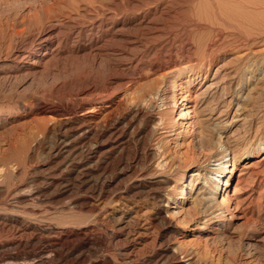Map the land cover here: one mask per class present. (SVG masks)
<instances>
[{"label":"rangeland","instance_id":"374dc122","mask_svg":"<svg viewBox=\"0 0 264 264\" xmlns=\"http://www.w3.org/2000/svg\"><path fill=\"white\" fill-rule=\"evenodd\" d=\"M221 1L223 11L219 12L208 0H0V263L34 261L41 243L36 247L13 242L30 241L43 232L42 237L50 234L65 245L60 249L62 256H56L52 264H180L191 260L200 264H264V110L255 112L256 105L264 104V6L247 7L242 0ZM177 60H195L193 67L201 74L192 84L189 100L196 105L195 115L198 113L194 129L213 128L217 139L221 133L233 144L236 179L240 181L237 206L229 203L224 213L229 224L226 234H215L214 240L204 242L200 227L213 209L203 211L199 200L195 220L185 222L182 214L172 213L174 199L164 206L165 213L172 214L170 220L153 215L160 207L158 200L129 194L126 187L132 184V176L117 177L116 172L110 179L123 192L119 202L115 195L118 189L113 188L110 200L101 203L99 185L81 182L83 175L78 182L82 186L76 183L75 192L50 201L58 214L32 215L36 200L32 207L7 210L14 187L35 191L52 185L49 193H57L72 165H81L88 153L89 143L83 141L78 145H88L78 147L82 155L75 161L49 158L48 148L65 132L41 109L55 108L75 116L104 89L118 99L127 92L138 94L153 85L150 80L156 75L150 70L152 66L160 64L162 68ZM132 79L135 82L130 83ZM177 128L170 133L174 139L169 147L179 151L195 143L191 129L185 136H177ZM148 134L147 149L158 137L151 131ZM173 150L171 153L176 152ZM249 152L254 157L246 159ZM212 158L199 170L193 198L212 176ZM193 169L192 164L174 167L168 176L178 181ZM33 176L38 185L32 184ZM234 179L228 185L229 194L234 192ZM169 192L163 189L160 193ZM75 199L80 206L73 204ZM221 218L213 219L211 231H216ZM40 225L51 229L42 231ZM86 236L91 239L86 241Z\"/></svg>","mask_w":264,"mask_h":264},{"label":"bare ground","instance_id":"6f19581e","mask_svg":"<svg viewBox=\"0 0 264 264\" xmlns=\"http://www.w3.org/2000/svg\"><path fill=\"white\" fill-rule=\"evenodd\" d=\"M208 1L210 2L211 8L214 11H219V12L223 11V5H222L221 0H208ZM242 1H243V4L246 5L247 7L248 6H251V7L264 6V0H242ZM210 5H207V6L210 7ZM167 57H169V55ZM185 60H187V58ZM191 60L193 59L191 58ZM169 61H168V64H169ZM200 61H201V58H200ZM195 63H197L195 62V60L192 62H190L189 60L178 62L177 60L174 62H170L169 65L166 64L167 66L163 64L164 66L162 68L160 64L152 66V67L148 66V67H151L150 70L153 71V74L156 75L155 79L151 77L153 79V80H150L153 82V85L151 87L147 86L148 85L147 84L146 90H143L142 92L139 91L140 93L138 94L133 93L134 95H130L131 93L129 94V92H127L120 99L116 98V96L113 97V96L108 95V93L104 89L102 93L94 101H89L84 107H82L81 110H79L77 114L74 113L75 116H71V115L69 116L67 113H64V112H63L64 114L62 112L60 113L58 110H55V108L54 109H41L40 111L42 112V114H48L49 117L51 116V118L54 121V124L57 125L56 127L57 129L59 128V130H64L65 132L63 133L64 135H62L61 137L59 136L57 140L55 139L54 140L55 143L53 142L54 144L50 148H48L50 149L49 150L50 152L48 154L49 158L53 159V161L59 160V162L60 160L62 161L63 159L66 162V160L69 159L70 161L73 162L78 156L82 155V152L78 150V147L79 146L81 147L82 143L81 145H78V144L83 141H86L89 143V147L87 149L88 153L87 155L85 154L86 156L81 165L80 164L77 165L75 163L74 165L71 164L73 167L70 169V172L67 174V176L62 178L63 187L61 186L62 189L60 188V190L57 191V193H52V194L49 193L50 192L49 189L52 185L49 187L36 186L38 187V189L35 191H31V189L28 190L29 187L22 188V186H17L16 188L14 187L13 193L11 192L12 193V198L10 200L11 202L9 201L8 203L9 208L7 207L8 209L7 208L6 209L7 210H9L10 208H15V209L22 208L23 209V207L34 206L32 207L33 213L28 212V211L27 212L31 213L32 215L33 214L41 215L42 217L47 213H48L47 214L48 216L50 214L52 215V213L58 214L59 211H55L57 208L56 207L54 208L52 205L50 206V201L51 200L53 201L55 199L59 200L66 195L69 196L68 194L72 192V190L74 189V186H76L75 184L80 181L81 182L85 181L89 183L92 181L93 182L95 181V184L99 185L98 187L99 188L98 190L99 191L98 192L99 201L101 203L107 202L108 200H110L108 198H111L110 192L113 190V188L116 190L118 189V188H115V186H113V179L112 180L110 179V175L116 172L117 177L122 176L123 178L124 176L126 177V175L130 177L132 176V180H133L132 184L126 187L129 194H133L134 196L136 195L146 196L148 198L152 197V199L155 198L158 200L160 207L156 210L155 213H153V215H156L157 217H161L163 219L165 218L167 220H170L171 219L170 215L172 214L167 215V213H165L166 207L164 206H166L167 203L171 201V199H174L173 203L175 206H172L170 208V210L173 208L171 212L175 214H182L183 216L182 220H185V222L186 220H193L194 219L193 217H195L194 215L198 213L197 212L196 214H194V212L197 209V206L195 205V203H196V200H199L200 202L197 201V203L200 204L199 207L201 206L200 208L203 211H205L206 209L207 211L208 210L210 211L211 209H213V211H211V213H209L208 215V217L210 216L209 220L200 227V233L203 235V237H205L203 239L204 242L214 240L216 237L215 234L217 235L224 234L226 226L229 225L228 222H226V217H224L226 214L224 215V213L229 203L236 204L235 200H237L236 199L237 197L235 196L239 192L238 181H240V178L236 179L238 167L234 159L236 157L232 156L233 150L231 146L233 144L231 145L230 142H228V140L225 139V136L223 138V135L221 133H218V136H217L218 139H217L213 135L214 132L213 133L211 132L213 128L210 129L209 127H206V128L202 127L201 129L198 128L199 130L194 129V127L197 125L196 116L198 115V113L196 112L197 115H195L196 105L195 104L192 105L189 100H190V97H192L191 92L194 89V88L192 89V84L201 76L200 72L196 71V69L193 67ZM134 80L133 79L130 80V83ZM263 105L264 104L262 103V105L255 106L256 114H259L262 110H264L262 109ZM162 106H163V109H161ZM123 109L124 111H121ZM147 110H150V111H147ZM154 110L157 111L156 114L153 113ZM208 110L210 109L208 108ZM203 112L204 111H202V113ZM251 122H253V120ZM200 123L201 122H199V125H201ZM177 127H179L180 129L179 132L177 133V136H181V135L183 136L184 134H187L188 130L191 129L192 130L191 132H193L192 135L194 136L193 141L195 143L193 145L188 143L181 149L179 148V151H176L175 149L173 150V148L175 147H169V144L171 143L170 141L174 139L173 137L171 138L170 135L172 134V131L174 130L176 131L178 129ZM150 131L153 133H157L158 137L154 141V143L150 142L152 143V145L149 147V149H147L146 148L147 147L146 135ZM153 138L154 137H152V139ZM134 140H136L135 144L133 143ZM86 145L88 144L84 143L83 147L81 148H85L84 146ZM172 150L176 152L171 153ZM45 151L47 152V150ZM46 152L44 153L47 154ZM48 155H45V156H48ZM212 157L215 158L213 160V163L211 164L212 168L210 169L212 176L208 178L207 182L203 183V187L200 188V190H198L197 196L193 198L192 192L194 190L195 182L197 183L199 177L201 176L199 170L203 168L205 163L207 162L211 163ZM252 157H254V153L249 152L245 158L248 159ZM147 158L148 159L150 158V159L148 160ZM146 159L150 162L149 164L146 163L147 161ZM261 160H264V155ZM40 161H43V160H40ZM190 164L193 165L194 169L191 170L190 174L183 173L178 179V181L173 180L170 177V174L168 176V172L171 171L172 168L178 167L181 169V168L187 167ZM53 165L54 164L52 163V166ZM55 166L56 164L52 168H54ZM46 167L47 169H49L48 166ZM59 168L61 167L59 166ZM4 170L7 171L6 169ZM54 174L57 175L56 173ZM83 175L85 176V178L80 180L83 177ZM6 176L8 175L6 174ZM233 179L236 183L234 185V192L232 194H229L228 185ZM31 181H32V184L33 183L37 184L36 182L37 179H35L34 176ZM43 181H45L46 183L47 180L45 179ZM173 181H174V184H172ZM52 182L54 181L52 180ZM39 184L42 185V182ZM78 184L81 185L80 183ZM120 189L121 188H119L115 194L119 196L117 199L118 202L121 201L120 200L121 198H123V192H120ZM163 189L164 190L169 189L170 192L166 195H163L162 193H160L161 190ZM73 191L75 192V190ZM11 193L9 194L11 195ZM34 200H36L34 204L37 203V205L31 204V202ZM38 204H39V208H38ZM73 204L75 205L78 204L80 206L77 199H75ZM235 206H237V204ZM199 207H198V211L200 210ZM174 208H177V209H174ZM6 209L5 211H7ZM12 212H14V210ZM23 212H26V211H23ZM32 215L30 217H32ZM217 216H222V218L217 224V227L214 228L216 229V231L213 232L211 231L212 229L211 224L213 223V219L216 218ZM36 218L38 219V217ZM41 220H45V219L41 218ZM46 225H44L43 227L42 225H40L39 228L42 231H47V230H50L51 227H53V225L51 227L49 226L45 227ZM12 228H13V225H12ZM46 233L48 234V232ZM42 234L44 233L42 232ZM42 234L41 236L36 235L30 241L23 242L22 240H16L15 242H13L17 246L25 245L27 243L28 244L31 243L32 245L34 244L36 245L39 243L42 244V246L40 245L41 246V249H40L41 251H39L40 254L36 255L33 258L34 261L30 259L32 262H28V264H52V262L55 261L56 256H59V254H61L62 256V252H61L62 250L60 249H63L61 248L62 246L65 247L63 242L59 241L60 239H52L49 236L50 234L46 235L45 237H44L45 234L43 235V237H42ZM68 235L63 240L65 239L67 240L68 239L67 237H69ZM90 237L86 236L84 239L88 241L89 239H91ZM13 251H15V248ZM107 259L108 258H106V262H107ZM10 262L5 261V262H1L0 264H11ZM179 262L180 264H200L199 262H195V260L194 261L191 260L187 262L186 261H179ZM108 263L111 264L110 261Z\"/></svg>","mask_w":264,"mask_h":264}]
</instances>
